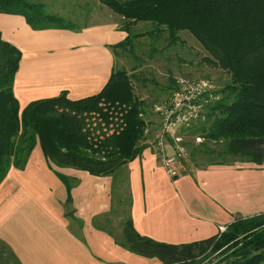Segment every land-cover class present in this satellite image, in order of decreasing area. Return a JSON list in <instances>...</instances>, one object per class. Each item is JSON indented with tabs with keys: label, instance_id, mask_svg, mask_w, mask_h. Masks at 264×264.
<instances>
[{
	"label": "trees",
	"instance_id": "16d2710c",
	"mask_svg": "<svg viewBox=\"0 0 264 264\" xmlns=\"http://www.w3.org/2000/svg\"><path fill=\"white\" fill-rule=\"evenodd\" d=\"M92 1L117 15L126 33L110 46L114 55L117 49L134 53L146 42L149 59L171 52L179 56V35L187 31L206 52L202 60L228 74L216 91L218 99L206 105L205 120L187 130L203 138L188 149L195 167L198 160L208 165L230 164L235 158L255 164L264 160V0H83ZM0 13L20 14L33 29L81 28L61 24L62 17L46 12L39 0H0ZM139 22L151 27L135 32ZM20 58L21 51L0 33V183L11 167H25L37 144L50 167L118 177L154 141L152 123L146 120L151 104L133 85V80H147L139 78L141 64L130 71L115 64L104 87L91 96L72 100L63 92L20 108L13 93ZM177 74L168 69V93L177 88ZM55 173L70 199L74 178ZM120 243L131 252L157 257L161 264H264V214L239 218L222 233L185 244L143 237L127 216ZM209 252L216 253L215 259H209ZM10 257L19 264L0 243V264H11Z\"/></svg>",
	"mask_w": 264,
	"mask_h": 264
},
{
	"label": "crops",
	"instance_id": "0c3cea01",
	"mask_svg": "<svg viewBox=\"0 0 264 264\" xmlns=\"http://www.w3.org/2000/svg\"><path fill=\"white\" fill-rule=\"evenodd\" d=\"M89 4L94 17L80 29H33L20 14L0 13L2 38L21 51L13 81L20 108L63 92L72 100L91 96L108 81L116 64L110 46L126 33L107 7ZM151 125L156 134L158 117ZM152 142L118 177L50 167L37 144L25 167H11L0 183V243L19 264H161L121 245L126 218L115 196L139 235L171 244L206 239L239 218L264 214V160L182 163L171 177ZM55 171L74 178L70 199Z\"/></svg>",
	"mask_w": 264,
	"mask_h": 264
},
{
	"label": "rangeland",
	"instance_id": "374dc122",
	"mask_svg": "<svg viewBox=\"0 0 264 264\" xmlns=\"http://www.w3.org/2000/svg\"><path fill=\"white\" fill-rule=\"evenodd\" d=\"M44 4V9L48 13H53L60 15L62 17L61 24L67 25L69 27L75 26H82L84 23H88L91 20V17L94 15L89 13L90 9L92 8L89 4H84L83 0H39ZM108 12H112L110 9ZM113 13V12H112ZM151 24L149 22H139L136 26H134V31L138 32L141 29H149ZM180 39L185 41H179L177 44V54L179 56L173 55V52L161 55H155L152 59H149L147 56V47L146 42L142 46H136V50L134 53H126L122 50L115 51V60H116V67L118 69L125 68L128 71L131 70L133 66H141L137 67L140 68V76L139 78H146L145 81H137L133 80L134 90L136 94L146 100L147 103L151 104L150 107L146 110V120L148 122H155L157 124V117L152 111V106L155 103H159L166 98H168L170 92L165 90L166 81H167V74L168 69L172 70L173 74L179 73V77H191L195 79H209L212 81L215 86L216 90L220 89L228 80L229 76L223 70L210 65L209 63L202 60L203 56H206V52L202 49L199 45L197 40L192 37V35L187 32L183 31L180 32ZM142 48L144 51V56L140 54L142 50L139 51V48ZM173 49V48H172ZM140 52V53H139ZM174 54H176V48L174 49ZM168 56V59L166 57ZM171 57L173 58L171 59ZM179 58L180 61L178 62ZM173 61H171V60ZM182 60L185 61L181 62ZM171 61V62H170ZM205 120L204 113L202 114L201 118L194 124L198 125L200 121ZM192 126V128L194 127ZM149 128H155V125H150ZM188 131L185 130L183 135V142L185 143V147L187 148L186 155L177 161V164L186 163L187 165L194 166V163L191 162L189 156L190 153L188 151L189 148L192 146L198 145L199 143L203 142V138L201 136H195L187 133ZM197 137L200 138L197 140ZM166 143L171 144L170 140L165 139ZM156 150H158L156 148ZM166 153L170 156L173 155V149L170 145H165ZM230 159V157H229ZM232 159V158H231ZM199 167H206L208 166L207 162L204 160H198ZM234 162H243L239 158H235ZM115 203V208L118 212H123V220L126 218V205L124 204L123 207H117V198L116 196L113 198ZM116 214V212H114ZM114 227V231H115ZM226 230V227L223 231H218L222 233ZM218 233V234H219ZM219 236V235H218ZM211 252V251H210ZM209 252V259H215L216 253L212 254ZM11 264H17L14 258L10 257ZM209 260H207V263Z\"/></svg>",
	"mask_w": 264,
	"mask_h": 264
},
{
	"label": "built area",
	"instance_id": "2783aa9c",
	"mask_svg": "<svg viewBox=\"0 0 264 264\" xmlns=\"http://www.w3.org/2000/svg\"><path fill=\"white\" fill-rule=\"evenodd\" d=\"M177 88L172 90L165 100L156 103L154 114L158 117V128L153 146L158 150L160 165L171 177L176 176L177 161L186 155L187 148L183 142L185 130H188L201 118L205 107L218 99L216 86L209 79L178 77ZM170 140L171 144L166 143ZM200 138L197 137V140ZM170 145L174 154L168 155L165 145ZM225 227H220L223 231Z\"/></svg>",
	"mask_w": 264,
	"mask_h": 264
}]
</instances>
